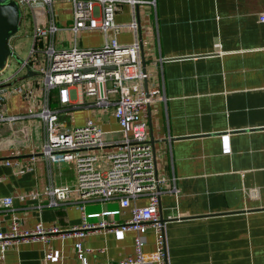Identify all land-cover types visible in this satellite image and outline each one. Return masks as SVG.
Listing matches in <instances>:
<instances>
[{
    "label": "crops",
    "instance_id": "obj_1",
    "mask_svg": "<svg viewBox=\"0 0 264 264\" xmlns=\"http://www.w3.org/2000/svg\"><path fill=\"white\" fill-rule=\"evenodd\" d=\"M66 2L72 3L53 2L61 28L55 36L58 47L69 48L77 39L82 48H98L114 36L112 30L106 36L96 29L80 30L75 38L72 6L66 8ZM263 16L264 0H156L135 8L121 3L116 11V22L124 25L118 34L122 44L135 41L131 24L136 20L146 87H160L164 95L151 103L146 119L158 170L166 178L160 211L168 264H264ZM4 71L0 115L20 119L0 120V196L14 197L12 208H0V231L9 230L17 218L22 229L42 222L60 232L50 235L48 244L31 239L11 245L0 264H45L47 246L54 251L49 264H81L78 242L90 264L134 254V231L74 232L82 223L83 203L90 213L117 209L118 200L82 202L73 190L68 200L50 205L46 188L75 187L76 167L49 163L42 154L46 129L37 114L45 102L43 81L25 77V71L2 77ZM82 100L61 107L70 113V126L91 119L107 141L122 138L113 106H90L79 92L75 101ZM52 106H60L56 91ZM80 109L86 116L76 123ZM112 149L99 151L97 167L110 164ZM33 192L37 198L30 196ZM23 194L29 195L24 201ZM146 204L148 198L141 197L110 219L122 223L135 205ZM147 240L145 251H154L152 228Z\"/></svg>",
    "mask_w": 264,
    "mask_h": 264
},
{
    "label": "built area",
    "instance_id": "obj_2",
    "mask_svg": "<svg viewBox=\"0 0 264 264\" xmlns=\"http://www.w3.org/2000/svg\"><path fill=\"white\" fill-rule=\"evenodd\" d=\"M17 1L22 11L25 5L36 9L32 32L34 43L29 57L21 61L17 73L23 70L27 72L29 67L33 69V63H41L39 74L42 76L45 102L37 117L44 122L46 129L42 154L49 163H74L77 171L75 187L51 184L46 188V193L51 197L50 205L68 200L73 190L79 192L82 202L94 198L118 200L117 209L90 213L85 212L86 204L83 203L82 223L74 229L75 234L82 236L86 231L93 230L135 232L134 254L118 262L99 264H168L165 224L160 211L166 178L158 170L146 119L151 103L163 99L164 95H161L160 87H146L147 76L136 20L131 24L136 29L135 41L122 44L118 34L124 25L115 19L121 3H130L135 8L144 4L155 5L156 0H70L74 19L70 28L75 38L80 30L100 29L106 36L110 30L113 31L114 36L107 38L104 45L98 48H82L78 46L77 39L69 48L57 46L55 36L61 28L53 9L55 0ZM41 15L43 19H39ZM261 20L264 21V16ZM36 53H41L42 58L31 60ZM13 56L9 57L7 67ZM54 90L58 94L59 107L52 106ZM79 92L89 100L90 106L114 107L122 138L107 141L104 131L91 119L81 126H70L66 121H61L62 106L85 103L83 100L75 101ZM19 119V116L0 115V120L9 123ZM109 147L113 148L107 154L110 164L97 167L99 151ZM38 195L33 192L30 196L37 198ZM28 196L23 194L19 198L24 201ZM141 197H147L148 204L135 205L129 219L122 223L110 219ZM13 205V196H0V208L10 209ZM94 219L97 221H92ZM149 228L155 232V250L152 252L145 251ZM58 232L57 227L47 228L42 222L33 229H22L19 220L14 218L9 230L0 231V258L3 259L5 251L15 243L36 239L48 244L50 235ZM76 249L81 264H90L87 250L81 242L76 243ZM53 257V248L47 246L45 264H49Z\"/></svg>",
    "mask_w": 264,
    "mask_h": 264
},
{
    "label": "rangeland",
    "instance_id": "obj_3",
    "mask_svg": "<svg viewBox=\"0 0 264 264\" xmlns=\"http://www.w3.org/2000/svg\"><path fill=\"white\" fill-rule=\"evenodd\" d=\"M70 6H72V3L66 2L65 7L69 8ZM38 11H40V8L38 9ZM35 12H36L35 8L32 9L26 5L23 7V16L21 19L20 30L9 40V47L15 52V55L13 56V58H11L10 67L5 69L4 73L1 74L2 77L12 75L19 68L21 61L28 58L33 44L32 29H33V20H34ZM36 54L33 55L35 61H37V59L42 58L41 53H38L37 55ZM40 65L41 63L37 65L35 64L32 70L34 72H37V74L34 75V78H37L39 80L41 79L42 81V76L39 74ZM55 91L56 90H54L53 92ZM79 111L82 112V115L80 116L76 115L77 118L73 117L75 118L74 120L76 121V123L77 122L82 123L83 121L82 122L80 121L81 117L86 116V112H85L86 110L84 109L75 110L76 113ZM70 118L71 117L69 112L61 113V121L64 122L66 121L69 124Z\"/></svg>",
    "mask_w": 264,
    "mask_h": 264
},
{
    "label": "water",
    "instance_id": "obj_4",
    "mask_svg": "<svg viewBox=\"0 0 264 264\" xmlns=\"http://www.w3.org/2000/svg\"><path fill=\"white\" fill-rule=\"evenodd\" d=\"M22 16L23 11L17 0H0V72L6 69L9 57L14 55L9 47V40L19 32ZM33 75L35 72L30 67L27 68L25 77Z\"/></svg>",
    "mask_w": 264,
    "mask_h": 264
}]
</instances>
